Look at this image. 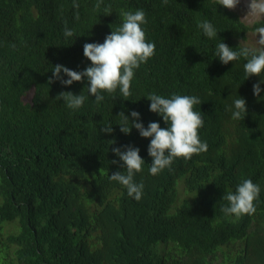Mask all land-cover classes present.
<instances>
[{
  "label": "trees",
  "instance_id": "1",
  "mask_svg": "<svg viewBox=\"0 0 264 264\" xmlns=\"http://www.w3.org/2000/svg\"><path fill=\"white\" fill-rule=\"evenodd\" d=\"M75 2L79 9L73 0H0V264H264V83L255 96L261 77H245L246 61L222 64L215 56L221 41L239 50L264 22L250 26L215 0H103L100 11L97 0ZM121 9L145 11L143 27L156 45L128 100L117 90L98 104L86 79L49 84L56 64L90 65L83 45L103 43L121 24ZM204 20L217 37L203 34ZM65 26L75 37L64 36ZM61 91L88 98L73 111ZM149 93L198 96L199 135L208 145L156 176L148 172L150 138L134 127L122 133L118 115L131 121L135 110L145 127H166L149 111ZM237 97L246 100L243 120L227 110ZM108 124L111 133L99 131ZM129 144L145 160L134 178L144 184L139 201L108 179L125 171L111 163L119 160L111 149ZM245 178L260 185V200L254 215L235 220L222 213L223 196Z\"/></svg>",
  "mask_w": 264,
  "mask_h": 264
},
{
  "label": "clouds",
  "instance_id": "2",
  "mask_svg": "<svg viewBox=\"0 0 264 264\" xmlns=\"http://www.w3.org/2000/svg\"><path fill=\"white\" fill-rule=\"evenodd\" d=\"M163 2L167 4L168 0ZM215 2L230 10H234L240 4V0H215ZM102 3L103 0H97L94 10L100 11ZM73 7L79 9V4L75 0ZM247 7L245 16L250 26L264 22V0H248ZM103 12L105 15L110 14L111 7H104ZM120 16L121 24L105 36L103 43L93 42L83 45V55L91 62L89 66L82 71H74L64 65L56 64L48 83L58 80L62 85H71L73 82H82L86 79L88 94L95 97L98 104L104 100L102 93L106 92L114 99L117 90L125 100H128L127 98L132 94L131 84L136 70L155 55L156 45L147 39L143 27L147 24V17L143 9L134 12L121 9ZM75 17L79 18L78 11ZM198 27L208 38L217 37L218 31L210 21L204 20L198 24ZM254 35V45L241 46L239 50H234L221 41L216 46L215 56L222 64L243 58L246 61L243 64L245 77L254 75L261 77V80L252 86L253 94L259 96L260 83H264V26L254 27ZM64 36L72 38L75 37V33L65 26ZM61 73L67 79H64ZM58 98L69 109L75 111L83 106L88 97L80 93L61 91ZM146 98L150 100L149 111L161 116L166 127H161L159 122H149L145 127L139 122L140 113L135 110L130 113L131 121L123 112L118 115L122 118L119 123L122 133L130 134L134 127L141 137L150 138L147 146V153L151 157L149 174L159 175L166 168L170 169L176 159L189 160L194 155L199 156L208 150L207 142L199 135V130L204 126V117L201 111L196 110V106L202 103L198 96L172 93L166 98L163 95L149 93ZM227 110L231 111L232 119L243 120L247 113L246 100L237 97ZM99 131L111 133L112 124L101 127ZM121 147L124 148L123 151ZM121 147L111 149L115 156L119 157V160H112L111 163L117 164L125 171H116L108 175V179L118 182L126 188L129 197L139 201L143 197L144 184L136 182L134 178L144 170L145 160L140 156L138 147L131 144ZM260 193V185L245 178L236 186L235 191H229L223 196L227 204L221 207V211L225 216L234 217L235 220L241 219L244 215H254Z\"/></svg>",
  "mask_w": 264,
  "mask_h": 264
},
{
  "label": "rangeland",
  "instance_id": "3",
  "mask_svg": "<svg viewBox=\"0 0 264 264\" xmlns=\"http://www.w3.org/2000/svg\"><path fill=\"white\" fill-rule=\"evenodd\" d=\"M247 4H248V0H240V4L234 9L239 13L241 19L246 23H248V19L245 16L247 14V11H248ZM257 38H258V35H257ZM254 43H255L254 30H250L247 33L246 39L244 41H242V44L245 46V45H254ZM176 186L178 187L180 196H184L185 195L184 186H183L181 179L177 180Z\"/></svg>",
  "mask_w": 264,
  "mask_h": 264
}]
</instances>
